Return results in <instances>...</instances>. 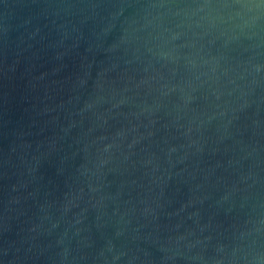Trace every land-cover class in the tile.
Returning <instances> with one entry per match:
<instances>
[{
    "label": "water",
    "instance_id": "1",
    "mask_svg": "<svg viewBox=\"0 0 264 264\" xmlns=\"http://www.w3.org/2000/svg\"><path fill=\"white\" fill-rule=\"evenodd\" d=\"M0 264H264V0H0Z\"/></svg>",
    "mask_w": 264,
    "mask_h": 264
}]
</instances>
